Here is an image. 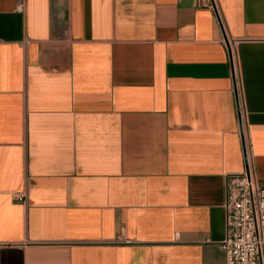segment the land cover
Returning <instances> with one entry per match:
<instances>
[{
	"label": "crops",
	"instance_id": "1",
	"mask_svg": "<svg viewBox=\"0 0 264 264\" xmlns=\"http://www.w3.org/2000/svg\"><path fill=\"white\" fill-rule=\"evenodd\" d=\"M214 2L0 0V264H226L264 0Z\"/></svg>",
	"mask_w": 264,
	"mask_h": 264
},
{
	"label": "built area",
	"instance_id": "2",
	"mask_svg": "<svg viewBox=\"0 0 264 264\" xmlns=\"http://www.w3.org/2000/svg\"><path fill=\"white\" fill-rule=\"evenodd\" d=\"M215 7L214 0H199ZM23 2L17 5L22 10ZM246 167L226 175L225 238L221 242L226 264H264V186L260 185L246 145ZM15 198L26 200L25 192Z\"/></svg>",
	"mask_w": 264,
	"mask_h": 264
},
{
	"label": "water",
	"instance_id": "3",
	"mask_svg": "<svg viewBox=\"0 0 264 264\" xmlns=\"http://www.w3.org/2000/svg\"><path fill=\"white\" fill-rule=\"evenodd\" d=\"M225 41H226V43H227V45L229 47V41H228L227 37H225ZM238 108H239V115H240V120H241V130H242V136H243L244 150H245V153H246V143H245V137H244V132H243V122H242L241 113H240V107H239V98H238Z\"/></svg>",
	"mask_w": 264,
	"mask_h": 264
}]
</instances>
